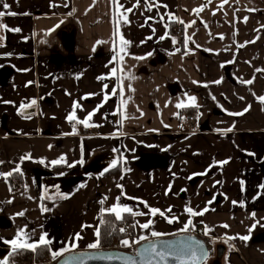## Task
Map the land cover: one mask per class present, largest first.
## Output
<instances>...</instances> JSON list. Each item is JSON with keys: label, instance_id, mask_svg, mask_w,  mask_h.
Returning a JSON list of instances; mask_svg holds the SVG:
<instances>
[{"label": "crops", "instance_id": "obj_1", "mask_svg": "<svg viewBox=\"0 0 264 264\" xmlns=\"http://www.w3.org/2000/svg\"><path fill=\"white\" fill-rule=\"evenodd\" d=\"M0 11L17 13L0 23L20 29H0V173H12L0 176V264L21 229L29 243L47 233L50 263L100 250L88 245L117 204L144 213H122L133 241L148 236L140 245L153 230L200 235L212 248L205 264H264V0H0ZM189 97L196 107H176ZM101 104L97 126L67 119Z\"/></svg>", "mask_w": 264, "mask_h": 264}, {"label": "snow or ice", "instance_id": "obj_2", "mask_svg": "<svg viewBox=\"0 0 264 264\" xmlns=\"http://www.w3.org/2000/svg\"><path fill=\"white\" fill-rule=\"evenodd\" d=\"M114 2H115V0H114ZM224 2L227 3V0H224ZM138 3H139V0H138ZM8 7H9L8 4H6V3L3 4V8L7 9ZM220 7H223V5H220ZM202 10H203L202 8H198V9L195 10V13L199 14V12L202 11ZM127 11L130 12L131 9H127ZM5 15L15 16V15H17V13L11 12V11L5 13L4 11H0V18H2ZM124 22L128 23V21L126 19H125ZM179 22L180 23H184L183 21H179ZM245 22H246V18H245ZM187 27H191V24L187 25ZM0 29H3L5 31H16V32L20 31L19 28L11 29L7 25H4L2 23H0ZM117 35H119L120 43L123 46L121 48V51H124V48H126L130 44V42L125 40L123 38L122 34H119V29L118 28H117ZM163 38L164 37H161V39H163ZM3 39H4V37H0V41H2ZM173 43L175 44L176 41L173 40ZM0 46H2V44H0ZM120 59L122 60L123 57H121ZM137 59H143V58L142 57H137ZM115 71L116 70H113V75H115ZM258 71H260V70H258ZM98 79H105V77H98ZM194 83H196V82L194 81ZM216 83H219V81H216ZM244 83L251 84V83H253V81L249 80V81H245ZM105 87H107V86L105 85ZM92 95H94V94H92ZM108 98L109 97L106 95L105 96V102L107 101ZM188 101H189L188 105H186L185 103H180V104H177L176 107L177 108H183V107H186V106L196 107V103H195L196 98L195 97H189ZM260 102L264 103V97H260ZM36 103H37L36 100H32L27 105L21 104L20 109L22 110V109H25V108H28V107H32ZM122 103H123V101H122ZM102 106H103V104L99 105L98 108L96 110H94L92 113H89V115L83 121H80V120L77 119L75 111L70 113L67 116V119H68L69 122L75 121L77 124L83 123L84 127L97 126V125H92L90 122L92 120V117L95 115V111H98L99 107H102ZM79 107H80V105L78 103H74V109L75 108H79ZM248 110L249 109H245V111H248ZM18 114H23V113L19 112ZM243 114H244V112L229 113V115H237V116L243 115ZM30 118H31L30 116H25V119H30ZM227 131H229V132L232 131V128L227 129ZM73 134H75V129H74V133ZM249 155H253V154L249 153ZM30 158H31L30 155H27L25 157H22L21 159H30ZM63 160H64V158L61 157L60 160L52 161L51 163L59 164ZM0 163H2V162H0ZM41 163H43V161H41ZM79 163L82 164L83 160L79 161ZM221 163L222 164H226V163H228V161H223ZM68 166L72 167V165H68ZM113 167H115V162H113ZM15 171L16 172H20L19 167H17L15 169ZM204 174H206V173H201L200 175H204ZM11 175H12L11 172H9L7 174L0 173V176H3L5 179H7V177H9ZM82 187H83V185H82ZM120 187H122V186H120ZM260 187L264 188V185H261ZM29 198H31V197H29ZM64 198H67V197H64ZM117 199L119 200V198H117ZM8 202L11 203V201H8ZM101 202H103V201H101ZM233 203L235 204L236 202L234 201ZM241 206H243V205H241ZM145 207H148L146 203H145ZM41 210H42V212L49 211V209L43 208V207H42ZM107 211L112 213V214H114L116 220L123 219L122 213H129V214H132V215H144V213L133 212L131 208H129L127 206H120L118 204L114 205L112 208L108 209ZM168 211H171V209H168ZM186 211L189 214V216L195 217V216L204 215V212L208 211V209L205 208L204 210L197 212V211H194L192 208L188 207V208H186ZM149 212L151 213L152 216H156L157 214H159L161 216L165 215L163 212H160L158 209H155V208H149ZM17 215L23 216L24 213L21 212V213H18ZM252 216L255 217V213H252ZM165 218L168 219V223H172L173 219H175V218L169 219L167 217H165ZM257 223H259V221H257ZM151 225H152V221L150 220L147 223L139 225V227L144 229V230H147V229L150 228ZM135 226L136 225H133V227H135ZM85 227H87V226H85ZM223 227L227 228L228 225H223ZM254 227H255V225L252 226V228H254ZM191 228H192V222H191V220H189L188 223L185 225V227L181 229V232H185L186 233V232L190 231ZM252 228H250L249 231H252ZM211 230L212 229H210V228H208L206 226L205 227V235H207L208 232H210ZM124 231H125V229H123V228L120 229V232H124ZM100 235H101V233H100L99 229L97 228L96 231H95V236H96L95 242H93V243L88 245V247L90 249H97V248L100 247ZM150 235L152 237L160 239L161 237H163L165 235H168V234L153 230V231H151ZM82 238L83 237H81L79 234H76V236L73 239L74 240H79V239H82ZM237 238L242 240V241H248L250 239V237L248 235L239 236V237H231L230 236V237H227L226 239L227 240H233V239H237ZM29 239H30V237L27 235V233L23 229H21V230H19L17 232V234H16L14 239H12L11 241H4V243H7V244L11 245V251L13 253H19V252H22L24 250H31V251L35 252L38 247L48 246V245H50L52 243V241L48 239L47 233H44L43 235H41L38 242L29 243ZM143 240H148V236L141 235L136 240L131 241V242L129 240H127V239H124V240L121 241V244L124 247H131L132 244H139L140 241H143ZM76 246L77 245L75 243H73L71 245V249L69 247H65L63 249V251H53L51 253L53 259H55L58 256L63 255V252L70 251V250L74 249ZM158 249H160V250H158ZM179 253H183V254L187 255L192 261L199 260L201 262L206 261L207 256H208V253L206 251H203V245H199L198 242H190V241H178L177 244H176V247H173V245H171V244L161 243L160 245H157L155 243H150L148 247H146V248L142 249L141 251L137 252V256H145V257H147V264H152V261H153L154 258H158L159 261H167L169 259V257H171L172 259H176ZM2 264H8V261L5 260V261L2 262ZM126 264H136V261L126 262Z\"/></svg>", "mask_w": 264, "mask_h": 264}, {"label": "water", "instance_id": "obj_3", "mask_svg": "<svg viewBox=\"0 0 264 264\" xmlns=\"http://www.w3.org/2000/svg\"><path fill=\"white\" fill-rule=\"evenodd\" d=\"M178 241H190L198 242L199 245H203V251L208 253L206 261L210 260V254L212 248L206 244V242L201 239L199 236H193L190 234H184L182 236L171 237V239L161 238L157 240H149L143 244H139L135 253H127L122 250H96L92 252L87 251H78V253H67L64 257L59 258L54 264H126V262L136 261V264H147V257L137 256V252L149 246L150 243H155L160 245L171 244L173 247H176ZM160 250V249H158ZM220 248H218L216 256L220 257L221 255ZM206 261H192L187 255L179 253L176 259L169 257L167 261H159L158 258H154L152 264H205Z\"/></svg>", "mask_w": 264, "mask_h": 264}, {"label": "trees", "instance_id": "obj_4", "mask_svg": "<svg viewBox=\"0 0 264 264\" xmlns=\"http://www.w3.org/2000/svg\"><path fill=\"white\" fill-rule=\"evenodd\" d=\"M189 113L188 110H183L182 114ZM15 178H18L16 175ZM131 220L128 218H123L122 220H116L111 215H103L100 220L99 231L100 235V250L105 251L109 249H114L115 245L124 240L127 236L126 231L120 232V229L123 228L126 230L128 226H130ZM201 239H203L207 245H209V241L206 240L205 237L198 235ZM212 255V251L210 256ZM29 260L36 262L48 261L49 260V252L47 247L41 246L33 252L31 250H25L19 253H12L9 258V264H16L19 260ZM57 261V260H56ZM54 261L52 264H54Z\"/></svg>", "mask_w": 264, "mask_h": 264}, {"label": "built area", "instance_id": "obj_5", "mask_svg": "<svg viewBox=\"0 0 264 264\" xmlns=\"http://www.w3.org/2000/svg\"><path fill=\"white\" fill-rule=\"evenodd\" d=\"M174 35H175V37L176 36L177 37L182 36V30L180 28H175ZM192 120H193V116H191V117L188 116L187 117V121H188L189 124L192 123ZM13 184H14L15 187L19 188L21 186L20 179L19 178H14ZM125 231H126L127 236H129L130 233H131V225L128 226ZM127 249H128V252L130 254L131 253H135L136 246L135 245H131V247H128ZM109 250H116V251H118V250H121V249H117V247H116L114 249L112 248V249H109ZM122 251H124V250H122ZM18 264H23V263H18Z\"/></svg>", "mask_w": 264, "mask_h": 264}, {"label": "rangeland", "instance_id": "obj_6", "mask_svg": "<svg viewBox=\"0 0 264 264\" xmlns=\"http://www.w3.org/2000/svg\"><path fill=\"white\" fill-rule=\"evenodd\" d=\"M125 239H127V240H129L130 242L131 241H133V238H131V233H130V235L128 236V237H126ZM133 245V244H132ZM117 247V249H121V250H127V248L128 247H124V246H122V244H121V242H119L117 245H115V247L114 248H116ZM102 251V250H101ZM54 262V261H53ZM53 262H49V260L47 261H42V262H34V261H29V260H26V261H24L23 259L22 260H19V261H17L16 262V264H18V263H23V264H52Z\"/></svg>", "mask_w": 264, "mask_h": 264}]
</instances>
